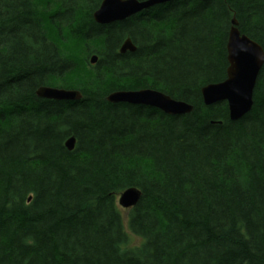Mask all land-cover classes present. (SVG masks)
I'll return each mask as SVG.
<instances>
[{"label": "trees", "instance_id": "1", "mask_svg": "<svg viewBox=\"0 0 264 264\" xmlns=\"http://www.w3.org/2000/svg\"><path fill=\"white\" fill-rule=\"evenodd\" d=\"M101 1L0 0V264H264V64L237 120L200 92L226 77L232 18L264 51V0H173L99 24ZM143 88L192 110L106 99ZM128 187L141 195L124 216Z\"/></svg>", "mask_w": 264, "mask_h": 264}, {"label": "water", "instance_id": "2", "mask_svg": "<svg viewBox=\"0 0 264 264\" xmlns=\"http://www.w3.org/2000/svg\"><path fill=\"white\" fill-rule=\"evenodd\" d=\"M171 1L173 0H102L99 7L93 12V19L96 23L106 24L123 20L143 9ZM134 50L135 46L130 38H126L119 48L121 53ZM226 52L228 66L225 79L203 86L200 92L206 105L225 101L229 118L237 120L245 115L253 104V91L260 69L264 64V51L257 42L240 33L236 19L232 18L227 36ZM96 60V56L90 58L91 63H95ZM35 94L38 97L54 100L81 98V94L77 90L46 86L39 87ZM106 99L110 102L152 106L169 115L185 114L192 110L190 104L149 88L113 91L107 95ZM74 144V137H69L65 141V147L68 150H72ZM140 195L141 192L138 188L128 187L119 194L117 203L124 209L133 207Z\"/></svg>", "mask_w": 264, "mask_h": 264}, {"label": "rangeland", "instance_id": "3", "mask_svg": "<svg viewBox=\"0 0 264 264\" xmlns=\"http://www.w3.org/2000/svg\"><path fill=\"white\" fill-rule=\"evenodd\" d=\"M121 213L125 216V214H126V209L121 208ZM131 237H132V238H131V243H133V244L138 243V241H139L138 238H136V237H134V236H131Z\"/></svg>", "mask_w": 264, "mask_h": 264}]
</instances>
